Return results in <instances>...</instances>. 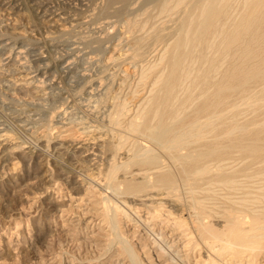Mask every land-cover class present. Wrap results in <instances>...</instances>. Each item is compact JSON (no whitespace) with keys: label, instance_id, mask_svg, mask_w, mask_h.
I'll list each match as a JSON object with an SVG mask.
<instances>
[{"label":"bare ground","instance_id":"obj_1","mask_svg":"<svg viewBox=\"0 0 264 264\" xmlns=\"http://www.w3.org/2000/svg\"><path fill=\"white\" fill-rule=\"evenodd\" d=\"M91 1L0 0V8L12 12L26 11L29 27H39L47 16L52 17L51 20L57 18L54 24L61 21L59 23L69 25L64 26V30L58 26L59 32L54 31L57 37L37 39L34 45L37 46L35 49H51V52L52 49H65L58 60L62 66H59V73L63 75L56 76L57 83L48 80L52 77L49 71L56 65L50 66L49 61L45 64L49 57L47 52L43 55L34 50L36 55L30 54L27 36L18 33L8 35L2 28L3 20L0 21V75L10 80L7 79L9 86L6 84L5 90L0 91V110L11 112L12 109L11 114L14 115L9 118L13 123L11 126L5 124L9 115L0 116V169L7 163L11 164L13 159L18 164L22 163L26 173L20 174L13 186L24 188L30 187V182L39 176L37 168L40 166L33 165L30 172V164H34L36 158L39 160L49 147L55 151V155L71 154L66 157L93 162L95 173L92 171L83 179L77 175L78 179L69 182L75 190L85 185L93 186L96 190L93 195L81 196L86 197L90 204V214H86L92 219L101 217L102 222L98 225L104 227L109 222L112 228H107L109 233L103 235L101 227H97L95 234L91 232L84 236L82 244H75L76 250L93 244L98 251L110 254L112 259L126 257L130 264H155L146 252L148 250L144 249L145 241L129 244L119 223L108 221L109 212L121 208L117 207L118 203L110 201L111 194L118 197L114 199L131 203L132 207L135 205L139 210L146 209L147 215L151 214L152 222L159 223H154L155 232L168 229L172 236L185 234L190 238L184 241L186 246L193 239L194 245L190 244L192 250L200 246L208 252L202 264H220L224 261L225 264H260L261 260L264 264V0H94L98 1V5L92 8L94 10H89L90 13L86 10L89 14L86 12L87 15L81 18L69 16L77 8L87 9ZM137 6L144 7L138 15L133 13L137 12ZM127 14L134 16L119 20ZM95 21L101 25L102 35L97 36L96 33L97 37L87 41V45L111 43L108 47L106 44V50L103 47L108 57L101 61L100 57L90 52L92 56L87 59L90 72H74L77 57L74 54L77 48H73L75 43H72L73 40L56 42L55 38L69 37L71 33H67L71 30L91 27ZM53 23L49 26H54ZM126 62L134 68H131L135 79L132 87L135 85L136 88H130V97L136 96L133 108L127 109L126 104L130 100L124 103L123 99L121 102L109 100V106L103 104L100 99L109 93L105 83L113 82L116 77L115 73L108 74L109 69ZM32 64L36 66L32 67ZM65 79L75 89L83 85L75 96L65 91L59 92L60 89L53 90L54 94L50 95V102H53L48 106L50 109L62 98V102H58L59 109L50 115L52 119L59 118L58 130L55 131V125L52 127L49 124L48 130L47 126L46 129L43 127L45 132L48 131V137L54 129L50 138L45 136V132L43 135L31 132L34 125L30 127L33 123L30 122V107H40L44 100L40 96L37 99L36 90H50ZM46 94L48 96L49 93ZM20 95L28 100L17 104L18 100H14ZM83 97L87 104H78ZM35 99L40 103L36 104ZM75 108H85L86 116L85 120L81 119L83 114L79 116L78 122L74 123L77 135L70 137L69 127L73 129L71 124L75 120L72 122L71 119L65 124L61 116L71 117L68 111ZM99 156H105L104 165L98 164L102 160ZM59 158L52 159V162L56 163L55 159L59 161ZM228 160H232V163L238 160L241 164L237 162V165H231ZM102 165L105 166L103 173L100 169ZM252 175L261 176L256 177L259 183L254 185L252 181L250 185L244 184L245 187L238 185L237 178L249 179L248 183ZM45 178L43 176L42 179ZM50 178L47 177L45 182H51ZM214 187L223 193L215 195ZM179 188L183 190L181 195L184 194L182 201L178 199ZM172 204L185 212L192 211L193 217L187 222L178 215L174 217L166 206ZM121 212L126 213L125 210ZM213 218L217 225L210 223ZM161 223L163 229L160 228ZM75 235L72 232L68 238L74 239ZM113 235L122 241L115 248L111 246V237L115 238ZM184 237H179L180 242ZM162 253H154L155 258L166 259V264L188 260L186 255L173 259Z\"/></svg>","mask_w":264,"mask_h":264},{"label":"rangeland","instance_id":"obj_2","mask_svg":"<svg viewBox=\"0 0 264 264\" xmlns=\"http://www.w3.org/2000/svg\"><path fill=\"white\" fill-rule=\"evenodd\" d=\"M96 4L98 5V1L93 0L89 3V7L87 9L86 8H84V9L83 8H77L76 11L74 10L75 11V12H73L74 14L72 13L69 16L76 15V16H78V18H79V16H80V18L84 17L85 15L90 13L89 10L90 11L94 10L92 8L97 6ZM143 8L144 7H142V6H137L136 7L137 12H133V13H136V15H138ZM86 12H87V14H86ZM25 13H26V16H25ZM27 15H28V13L24 10L22 12L21 11H17V12L13 11L12 12L6 8H0V19H1L0 21L3 20L2 22L4 23V24L2 23V25H3L2 28L3 29L5 28L4 30L7 31L5 33H8V35L11 34L13 36V34L14 35L15 34L16 35L22 34L25 37L27 36L26 38H28L30 40V46H29V48L31 47L30 48V54L35 53V55H36V52H39V53H42L44 55V53L47 52V57L49 56L48 57L49 59L48 58L46 59L45 64H48V61H49L50 66L53 64L56 65V67L54 69H51L49 71L50 75H52V77L50 76L51 78H48V80L49 81H55L58 83V80L56 81L57 77H60L63 75V74L61 75L59 73L60 68L62 66L58 60L61 58V56L64 55L63 52L65 51V49L62 50L63 48H58L59 50L56 49L55 51H54V49H52V52H51V49H49L50 51L47 49H46V51L44 49H41V50L35 49V48H37V46H34V45L36 44L37 39H41V38L44 39L48 36H54V35L56 36L57 33L55 34L54 31H56L59 28L58 26H61L60 27L61 29L59 28L60 30H62V29L64 30L68 24L64 25L63 23H59L61 21H58V23L55 22L56 24H54L53 22L57 18L51 20L52 17L49 18L47 16L45 19H43V22L41 21L42 24L39 27H36V28L35 27H29V24L27 25V19L29 20V16L27 17ZM126 16L127 17L130 16L129 18H131L134 16V14H130V15L127 14L125 16L122 15V17H120L119 20L120 19L124 20L126 18ZM123 17H125V18H123ZM37 20H35V21H37ZM30 21H31V18H30ZM97 22L98 21L93 22V24L91 26L92 28L90 26L88 28L87 27L86 28L77 27L78 29L75 28V29L71 30L72 32L67 33V34L71 33V35L69 34V37H67V35H66V36H62V37L59 36L60 39L57 38L58 40H56V38H55L56 42H58L60 40L61 41L62 40H68L71 42L73 40L72 43H75L73 48H75V47L77 48L76 53H74L75 56H77V57L75 58L76 64L74 65V70H76V71L73 70L74 72L83 73L82 72V70H83V71H85L84 74H86V73L88 74V72H90V67L87 64V59L89 57H91L92 55L97 56V58L100 57L99 59H101V61L105 60L104 59L105 56L108 57V52L105 51V52H107V54H105L104 49L106 50V48L111 43H108V44L106 43L107 47H106L105 43H102V46H101V43L88 44L87 45V41H89L90 39H94L96 36V33H97V36H99L102 33V32H100L101 31V29H100L101 25H98ZM99 22H102V21H99ZM51 23H53L54 26H49V25H52ZM94 25H96V26L93 27ZM81 28H83V29H81ZM31 29L32 30L34 29V31H32ZM36 29L38 32L36 31ZM80 29L82 31H80ZM96 29H100V30L96 31ZM74 30H76V31L78 30L77 31L78 33L75 32ZM89 30H91V32H89ZM93 30H94V32H93ZM0 32H2V31L0 30ZM82 32H85V33H82ZM75 33H77V34H75ZM37 34H41V35H37ZM90 34H91V37H90ZM57 36H58V34H57ZM26 38H23V39H26ZM79 39H80V41H79ZM115 41H117V40H115ZM82 42L85 44H83ZM112 43L114 45L116 44V43H114V41ZM113 44H112V46H113ZM98 45H100V46L98 47ZM91 47L93 48L92 51H91ZM103 47H104V49H103ZM78 48H79V52H78ZM34 50L36 52H34ZM80 51H81V53H80ZM56 52H57V55L59 58L57 57ZM90 52L95 53V55L94 54L91 55ZM49 53L50 54L52 53V54L49 55ZM101 55L104 57H102ZM55 56H56V58H55ZM72 58H74V57H71L70 59H72ZM51 61H52V63H51ZM150 61H152V60L150 59ZM83 63H86V64H83ZM127 64H128V66H127ZM33 66H36V64H32V67ZM59 66H61V67H59ZM111 68H114V72H112L113 69L111 70ZM111 68L109 69L108 74L113 73V75H114V73H115L116 77H115L113 82L109 81V83H107V85L105 83V87L106 86L109 87V91H108L109 93H108V95L102 97L104 99H100V100H102L103 104H106V105L108 104L109 100L112 102V100L115 99L116 101L121 102L123 99L122 102H124V103H125V101L127 103L130 100L128 102L129 104L128 103L126 104L127 105L126 107H127V109H129V108L132 109L133 105L136 101V99H135L136 96L134 97L132 95V97H130L131 96L130 90L131 89L135 90V88H136V87H134L135 85L133 86L134 88L132 87V85L134 84L132 82L135 80L134 75H132L134 73V71L131 72V68H133V65H129V63L126 62L125 64H122V65L120 64L119 66L115 65V66H112ZM110 70H111V72H110ZM133 70H134V68H133ZM0 73H2V71H0ZM53 73H55L56 75L55 74L53 75ZM58 74H59V76H58ZM1 76H3V75H0V91L2 90L1 92H3L5 90V88L7 87V85L9 86L10 80L6 76H5V78H4V76L3 77H1ZM15 76L17 77V75H15ZM53 76L55 77L54 79H53ZM73 76H74V74H73ZM124 77H125V79H124L125 82L123 81ZM130 77L132 80L130 79ZM119 79H120V82H119ZM121 82H122V84H120ZM63 83H64V86H63ZM17 84L22 85L21 83H17ZM5 85H6V87H5ZM19 85H17V86H19ZM72 85L73 84H70V86H69V84L67 83V80L65 79V81L63 80L60 84L55 85V87H57V88L52 86V88L50 89L52 91H50L49 89H45L44 90L45 94H43L44 93L43 90L42 91L36 90V94H37L36 96H38L37 99H39V96L44 99V100H42V104H43L44 108H43L42 104L40 105V107H39V105L30 107V118L33 119L32 121L30 119V122H33L30 125V127H32L34 125L31 129V132H35V134L37 133L38 135L39 134L43 135L44 132L46 131L45 130L46 126H47V130H48V127L50 125L52 127L55 125V128H56L55 131L58 130L57 128H59V126H58L59 124L57 123V121L59 118L52 119V118H50V115L52 116L51 113H53L55 110L59 109L58 106L60 104L58 102H60V101L62 102V98L58 99V101H56V103H54V105L51 106V108H53V109H50L49 108L50 105L53 104V102H50L51 101L50 95L53 93V90L55 92L57 89L58 90L60 89L59 92L65 91L68 94H70V95L72 94L75 96V94H77V91L80 89V87L83 84L78 85L79 87L76 86V89H75V86L72 87ZM122 85H124V86H122ZM127 85H128V87H127ZM130 85H131V87H129ZM58 86H59V88H58ZM128 88H129V90H127ZM134 90H132V91H134ZM103 91L104 90H102V92ZM132 91H131V93H132ZM46 93H49L48 96H46L47 95ZM49 97H50V100H49ZM114 97H116L117 99ZM19 98H21L20 99L21 101L19 100ZM19 98L14 100V101L18 100L17 104L18 103L20 104L23 100L27 99V97H24L22 95H20ZM83 98H84L83 100H79V98H77V101L79 100V102H77V101L76 102L78 104L80 102H82V103L84 102L83 104H85V103L87 104V101L85 102V97H83ZM8 99H9V97H8ZM37 99H35L36 102L33 101L36 104L40 103ZM63 101H64V99H63ZM111 102H109V103H111ZM46 103H47V105H46ZM100 103H102V102L100 101ZM109 105L110 104H108V106ZM46 106L47 107L49 106V107L47 108ZM49 109L51 110V112ZM79 109H80V111H79ZM82 109H83V111H82ZM84 109L85 108H75L72 111L69 110L68 112L71 113L70 114L71 117L68 115L63 116V117L61 116V118H63V121L65 122V124H67V122H71V119H72V122L75 120V122H73V124H71L74 126L73 129H72L71 125H67L68 127L71 126V127H69V131L71 133L70 137L77 135L74 131V130H77L74 123H76V121L78 122V119H80L82 114H83V116L81 117V119L85 120L84 117L86 116V113L84 112ZM33 110H35V111H33ZM12 111L13 110L11 109V112ZM0 112H1L0 116L9 115V116H7L8 119L6 120L7 123H5V124L8 126H11V124H13V123H12V121L9 120V118H12V116L14 117V115L11 114L10 111L0 110ZM6 112H7V114H5ZM32 113H34V114H32ZM25 114L26 113H24V115ZM33 115H35V116H33ZM39 117H41V118H39ZM67 117H69V118H67ZM64 119L65 120L70 119V120L65 121ZM0 120L2 121L1 117H0ZM50 122H53L55 124L50 123ZM67 126H66V128H68ZM34 127L36 128V130L34 129V131H33ZM43 127H45V129ZM70 128H71V130H70ZM41 130H43V131H41ZM18 131H21V130H18ZM53 131H54V129L51 131V133H49L50 137H53ZM46 133H48V131L45 132V136H47ZM30 135H32V134H30ZM50 137H48V138H50ZM31 141L32 140L30 138V143H31ZM49 150H50V152H48ZM42 154L45 157H43ZM42 154H41L42 157L39 158V160L36 158V159H34V160H36V161H34V164H33V162H32V164H30V172H32L34 166H36V167L40 166L39 168H37V171L39 172L38 173L39 176L42 175L41 179H38L39 178V176H38L35 180H33V182L31 181L30 187H24L23 188V187L13 186L15 184L14 180L17 179L20 174L26 173L24 170L25 166H23L22 163L18 164V162L13 159V160H11V164L7 163V165L3 166V169H0V264H118V263L119 264H122V263L123 264H130L131 262H130V260L128 261V258L118 257V258L112 259L110 254H104V253L98 251L97 250L98 248L96 246H93V244L92 245L90 244V246H89V244H87V245L84 244L86 246H83V247L81 246V248L78 250L75 249V244L81 243V242L83 243L85 235L87 237L88 235L91 234V232H93V234H95L97 231V227H101V230H103V235H104V233L108 234L109 232H107V230L112 228V225L109 222H106L104 227L100 226L102 224L98 225V223L102 222L101 217L97 216V218L95 217L92 219L90 216H87V214H86L90 210L89 209L90 204H89L88 200L86 199V197H81V196H83L84 194H87L88 196L93 195V193L96 192V190L93 189V186L90 187L88 185H85V186L81 187L80 189L75 190V189H72L73 184H70V182H69V181L72 182V181L78 179L79 175H81V176H79L80 179L82 177L85 178L84 176L90 175V173L94 169L93 162H90L87 160H84V162H83V160L82 161L76 160L77 161L76 162L75 160L70 159L69 157H66V156H70L71 154L66 155V154H58L57 153L58 155H55L56 153H55V151H53L51 149V147H49V149L47 151H45V154L44 153H42ZM48 154L49 155L52 154V155L49 156ZM46 155H48V156H46ZM53 155H55V156H53ZM32 156H37V155L32 154ZM63 156H64V158H63ZM76 156H77V154H76ZM99 157H100L99 159H102V160L104 159V160H103V162H102V160H100L101 162L98 161L99 163L98 162L97 163L100 165L101 164L104 165L105 156H99ZM101 157H103V158H101ZM54 158H57V159L59 158V161L60 160L61 161L63 160V161L62 162L60 161L61 164L60 163L57 164L59 162L57 159H55L57 161L56 163L52 162L53 161L52 159H54ZM46 159H47V161H43ZM228 161L231 162L230 163L231 165L232 164L237 165L238 163L241 164L240 161L238 162V160H235L234 163H232V160L231 161L228 160ZM228 161L226 162L227 164H229ZM63 162H65V163H63ZM97 163H95V164L98 166ZM44 164L45 165L47 164V165L45 166ZM68 164H70L69 167H68ZM223 164H225V162ZM103 165H102V167H100L102 173L104 172L103 168L105 167ZM0 168H1V166H0ZM98 169H99V166H98ZM63 172H65V173H63ZM93 172L95 173V171H93ZM43 176H46V178H45L46 180H47V177H51L50 178L51 182H48V183L45 182V179L44 180L42 179ZM253 176H254V178H252ZM257 176H259V175H256V176L252 175V177L250 176L251 181H248V183H247V180H249V179L244 180V178H237L239 180H236V181H239L237 183H238V185H240V187H241V185L243 187H245L244 184L250 185L249 182H251V184H252V181L255 185V183H259V181H258L259 179L258 180L256 179ZM260 177L261 176H259L257 178H260ZM241 179H243V180H241ZM212 190H213V192L215 191V195L216 194L221 195V193H223L221 190L218 189V187L217 188L214 187V188H212ZM42 191H43V193H42ZM181 191L183 192V190H181V188H179V192L177 193V194H179L178 195L179 197L177 196L179 201H182L184 199L183 193H182L183 197H181L182 196ZM216 191H219V192H216ZM109 198H110L111 202L113 201L116 204L118 203L117 207L120 206L122 209L120 208L116 212L111 210L109 212V215H108V219H109L108 221H110L111 223H113L114 221L119 223L121 230L123 231V233L125 235H127V237H125L127 240L125 239V241H127V242L129 241L128 242L129 244H134L137 241H140V242L145 241L144 242V245H145L144 249L148 250L146 252H148V255L152 258V260H154L155 264H166V262H167L166 259H162V260L158 259L159 260L158 261L157 258H155L156 256L154 254L156 252H159V253L163 252V253H165V254L162 253L164 256H167V258L170 256L169 258H173V259H176V258L178 259V257L181 258L183 255L188 256V260H184L183 262L176 263V264H202L201 261L206 258V256H207L206 254L208 252L205 249L201 248L200 246H198L199 248L195 247L194 250H192L190 248L191 245H194V244H192V242L194 243L193 239L189 240L191 242L189 243L188 246H186L184 244L186 241H188V238H189L188 236H185V234L180 235L183 237L185 236L184 239L180 242V240H179L180 236H177V235L172 236L173 234H171V231L168 229H164V230L160 231V233L155 232L154 231L155 228L153 227L155 222H152L153 220L151 219V216H150L151 214L147 215L146 209L139 207V208H141L139 210L137 208L138 206L136 207L135 205H133V207H132L131 203H129V204L123 203V201H121L120 198L114 199V198H118V197L117 196L114 197L111 194L109 195ZM178 204H180V203L178 202ZM172 205H174L173 208H172ZM172 205H166V206H167V209H170V211L174 217H177V215H178V217H181V219L183 218V220L186 222L189 221V219H191L193 217L194 213H192V211H186L185 212V211L181 210L180 207L177 208L178 205L177 206H176V204H172ZM129 207H130V209H129ZM143 209L145 210L146 213L144 212ZM120 210L121 211L125 210L126 213L124 212L125 213L124 214ZM142 212H144V213H142ZM148 213H149V211H148ZM88 214H90V212H88ZM189 216H191V217H189ZM110 218H112V219H110ZM158 219H161V217ZM158 219H157V221H159ZM108 223H109V225H108ZM210 223L213 226L217 225L216 219H214V220L210 219ZM155 224H159V223H155ZM161 224H162V225H160L161 227L159 226L160 228L163 227V223H161ZM149 227H152V228H149ZM107 228H109V229H107ZM72 232H75V234H76L74 239L68 238ZM113 237H115V236L113 235ZM115 238L113 239L111 237V244H112L111 246H113V248H115L117 246V243L121 241L119 238H118L119 239V241H118L117 236ZM169 244H172V245H169ZM175 246H177V247L175 248ZM181 247H183V250ZM186 247H189V249H187ZM157 248H159L161 250H159ZM190 250H191V253H190ZM174 251L177 252L178 254L179 253L180 254L179 255L177 253L175 254ZM205 251H206V253H205ZM190 256H192V257H190ZM122 259H124V260H122ZM195 260H196V262H195ZM220 264H225V261L223 263L221 262ZM260 264H262V260L260 261Z\"/></svg>","mask_w":264,"mask_h":264}]
</instances>
